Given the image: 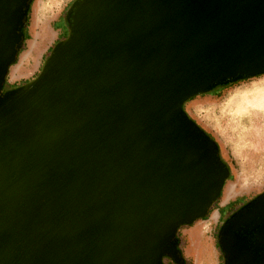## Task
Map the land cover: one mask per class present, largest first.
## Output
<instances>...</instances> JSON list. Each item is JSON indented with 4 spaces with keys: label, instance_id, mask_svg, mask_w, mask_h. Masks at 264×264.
Returning <instances> with one entry per match:
<instances>
[{
    "label": "water",
    "instance_id": "water-1",
    "mask_svg": "<svg viewBox=\"0 0 264 264\" xmlns=\"http://www.w3.org/2000/svg\"><path fill=\"white\" fill-rule=\"evenodd\" d=\"M29 1L0 0V264L176 257L228 176L182 104L264 74V0H78L39 74L3 92ZM258 222L264 243V193L225 231Z\"/></svg>",
    "mask_w": 264,
    "mask_h": 264
},
{
    "label": "rangeland",
    "instance_id": "rangeland-1",
    "mask_svg": "<svg viewBox=\"0 0 264 264\" xmlns=\"http://www.w3.org/2000/svg\"><path fill=\"white\" fill-rule=\"evenodd\" d=\"M77 1L32 0L22 51L17 57V62L9 67L6 80H12V75L21 72L16 68L21 60L24 61V66L27 60L29 65L33 64L34 59L29 60L27 51L30 49V52L35 54L47 38L45 23L58 35L41 59L40 72L53 48L68 37L71 14ZM35 39L38 41L36 44ZM36 76H33V79ZM33 79L21 80L17 86L9 87L4 84L3 91L20 87ZM183 109L190 119L213 138L221 159L229 169L220 197L209 206L210 213L205 219L193 223L195 225L202 221L203 231L195 234L192 242L194 246L189 249L198 256L200 264H217L216 254L213 255L212 252L211 236L218 218L217 208L227 210L239 201L252 199L264 191V74L224 89L221 83L216 84L215 87L186 101ZM247 132L254 135L251 147L249 141V145H246L248 138L242 137ZM184 229L188 228L180 229L176 235L177 250L181 254L186 245L185 239L180 237ZM182 261L183 259L177 256H163L165 264H180Z\"/></svg>",
    "mask_w": 264,
    "mask_h": 264
},
{
    "label": "flooded vegetation",
    "instance_id": "flooded-vegetation-1",
    "mask_svg": "<svg viewBox=\"0 0 264 264\" xmlns=\"http://www.w3.org/2000/svg\"><path fill=\"white\" fill-rule=\"evenodd\" d=\"M263 193L264 191L252 199L239 201L227 210L217 208L218 218L211 235L212 248L215 249L217 264H263L260 258L264 255V243L261 242L259 237L262 223L258 222L256 225L240 224L234 227L233 230L225 231L226 226L240 212L249 209L250 205ZM176 256H179L177 252Z\"/></svg>",
    "mask_w": 264,
    "mask_h": 264
},
{
    "label": "crops",
    "instance_id": "crops-1",
    "mask_svg": "<svg viewBox=\"0 0 264 264\" xmlns=\"http://www.w3.org/2000/svg\"><path fill=\"white\" fill-rule=\"evenodd\" d=\"M41 22V21H40ZM44 27L46 28V31L48 32V36L47 38L42 42V44L40 45V48L38 49V51L35 52V54L32 52H30V49L27 51V55L30 57V59H34V62L32 65H29V61L27 60L26 65L24 66V61L21 60L20 64H18L16 66V68H18V70H21V72L18 74H16L15 76L12 75V80H10L9 78L6 80L8 84H10L11 86H17L18 82H20L21 80H25V79H29L32 78L33 76H36V74L39 72L40 69V64H41V59L45 56V53L47 51V49L50 47L51 43H53L56 40L57 37V33L54 32V30L52 28H48L45 23H44ZM38 41H36L35 39V44ZM25 54V55H26ZM29 82V81H28ZM200 228L199 232H202V221H199L197 224L191 226L188 229H184L181 232V238L185 239L186 245L184 246L183 250H182V254L181 257L183 259V261L180 264H200L198 256H196L195 254L191 253L190 246L192 243V240L190 239V232L196 230V228ZM189 241V243L187 244V242ZM212 252L213 255H215V249L212 248ZM193 258V260L191 259Z\"/></svg>",
    "mask_w": 264,
    "mask_h": 264
},
{
    "label": "trees",
    "instance_id": "trees-1",
    "mask_svg": "<svg viewBox=\"0 0 264 264\" xmlns=\"http://www.w3.org/2000/svg\"><path fill=\"white\" fill-rule=\"evenodd\" d=\"M31 3H32V0L29 1V6H30ZM28 16H29V8L27 9V13H26V16H25V19H24V24H23V26L21 27V30H20V33H21V36H22V42H21V44H20V46H19V48H18V55H19L20 52L22 51L23 43H24V41H25V30L27 29V26H28ZM18 55H17V57H18ZM16 62H17V58H16L15 62H14L12 65H14ZM260 75H262V74H259V75H256V76H260ZM256 76H255V77H256ZM249 78H252V77L239 76V77H237V78H235V79H226V80H222V81H220V82H217V83L213 84L210 88H213V87L216 86V84H220V83H221L222 88L224 89V88H226V87H229V86L235 85L236 83L241 82V81H244V80H247V79H249ZM4 84H6V85L9 86V87L11 86L10 84H8V83L6 82V80H5ZM3 86H4V85H3ZM210 88H209V89H210ZM10 90H12V89H10ZM2 91H3V89H2ZM6 91H9V90H6ZM6 91H3V92H6ZM198 95H199V94L193 95V96H191L190 98H187V99L184 101V103L182 104V111H183V112H184L183 105L185 104V102L188 101V100L191 99V98H194L195 96H198ZM184 113H185V112H184ZM189 118H190V117H189ZM200 129H201V128H200ZM201 130H202V129H201ZM203 135H204L205 138H207V139H209V140H211V141H214L213 138H212L209 134H207L204 130H203ZM214 142H215V141H214ZM216 160H217L218 163L222 164V166L224 167V169L227 171V173H228V175H229V169H228L227 165L225 164V162H223V160L221 159V157H220V155H219V151H218V146H217V144H216ZM226 180H227V179H226ZM220 194H221V193H220ZM219 197H220V195L214 200V202H215ZM214 202H213V203H214ZM210 210H211V209L208 208L205 217L200 218V219H194V220H192L191 222H187V223L182 224V225L177 229V231H176V234H175V240H176L177 232H178L180 229H183V228H190V227L193 225V223H194L195 221L205 219V218L208 216V214L210 213ZM177 244H178V242H177V240H176V245H175L176 250H177ZM177 253H178V255H179L178 257H180V259H182V257H181V252H179V250H177ZM162 263L165 264V263L163 262V256H162Z\"/></svg>",
    "mask_w": 264,
    "mask_h": 264
},
{
    "label": "bare ground",
    "instance_id": "bare-ground-1",
    "mask_svg": "<svg viewBox=\"0 0 264 264\" xmlns=\"http://www.w3.org/2000/svg\"><path fill=\"white\" fill-rule=\"evenodd\" d=\"M251 105H252V104H251ZM251 112H252V111H251ZM259 112H260V111H259ZM252 122H253V121H252ZM250 126H251V125H250ZM253 136H254V135H253V133H251V132H247L245 135L242 136V137L245 138V139L248 138V139L246 140V143H247L246 145H249V142H250V147L252 146V144H253V143H252ZM248 141H249V142H248ZM251 143H252V144H251ZM236 226H237V224H236V225H233L232 228H231V230H233L234 227H236ZM199 230H200V228L198 227V228H196V230L190 232V239L192 240V242H193V239H194V237H195V234H196V233H199ZM191 245L194 246V243H191Z\"/></svg>",
    "mask_w": 264,
    "mask_h": 264
}]
</instances>
